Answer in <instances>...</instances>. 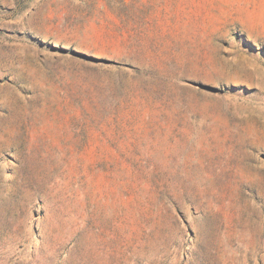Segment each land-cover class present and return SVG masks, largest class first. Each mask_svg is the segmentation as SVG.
Masks as SVG:
<instances>
[{
	"label": "rangeland",
	"instance_id": "1",
	"mask_svg": "<svg viewBox=\"0 0 264 264\" xmlns=\"http://www.w3.org/2000/svg\"><path fill=\"white\" fill-rule=\"evenodd\" d=\"M0 264H264V0H0Z\"/></svg>",
	"mask_w": 264,
	"mask_h": 264
},
{
	"label": "bare ground",
	"instance_id": "2",
	"mask_svg": "<svg viewBox=\"0 0 264 264\" xmlns=\"http://www.w3.org/2000/svg\"><path fill=\"white\" fill-rule=\"evenodd\" d=\"M238 55V54H237ZM241 56V55H240ZM239 57V56H238ZM243 58V57H242Z\"/></svg>",
	"mask_w": 264,
	"mask_h": 264
}]
</instances>
